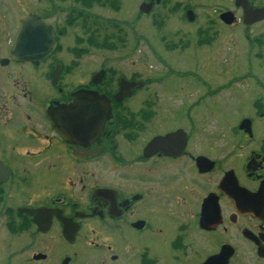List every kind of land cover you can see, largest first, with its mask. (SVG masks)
Masks as SVG:
<instances>
[{"label": "flooded vegetation", "instance_id": "obj_1", "mask_svg": "<svg viewBox=\"0 0 264 264\" xmlns=\"http://www.w3.org/2000/svg\"><path fill=\"white\" fill-rule=\"evenodd\" d=\"M1 212L76 264H264V0H0Z\"/></svg>", "mask_w": 264, "mask_h": 264}, {"label": "rangeland", "instance_id": "obj_2", "mask_svg": "<svg viewBox=\"0 0 264 264\" xmlns=\"http://www.w3.org/2000/svg\"><path fill=\"white\" fill-rule=\"evenodd\" d=\"M109 17L112 19H116V21H120L122 23L123 21H126L125 23V30L128 32L134 31V24L132 21L129 20L127 16H123L122 14L117 16H113V12L109 11ZM148 21V18L144 19V22L146 23ZM151 28L147 26V31H150ZM149 36V35H148ZM129 38V34H128ZM150 38V36H149ZM154 42L157 40L155 38ZM130 46V43L127 42V46ZM142 52L140 53V57L142 61L151 60L154 61L158 58L155 57V54L152 53L148 48V45L145 43H142ZM126 53V55H125ZM125 53L121 50V52H113L111 55L114 57V59H117L118 57L126 56L125 62V72L126 74H130L132 72V66L133 63L136 61V58L133 55L127 54L128 52L125 51ZM123 55V56H119ZM156 58V59H155ZM175 58V59H174ZM173 60L174 62L171 64L172 69L174 70V75L171 73V76L163 78L162 80L165 82V84L175 86V85H181L184 81H189L187 84L192 85V77L189 78H181L177 75V73H181L184 70H186V67L188 66L186 62H190L192 60L191 54H189V57H182L181 55L174 56ZM119 61H121L119 59ZM244 59H242L241 62H243ZM121 67H124L120 65ZM184 66V68H183ZM195 66V65H193ZM153 67L157 68L160 67V65H153ZM196 67V66H195ZM154 68V69H155ZM154 69H149V73L146 71H143V78H149L152 74ZM190 72L196 73L195 68L190 66ZM159 75V74H158ZM157 75V76H158ZM193 86V85H192ZM163 87V86H162ZM173 89H177L173 88ZM145 93V92H144ZM148 93V92H146ZM234 114H231L229 111L225 113L224 116V122H231L235 121ZM215 123L212 122H206L205 126H214ZM7 206H12V204L9 202L5 204ZM4 212L0 213V264H62L64 259L66 257L72 256L71 253V247L67 246L68 244L65 243L62 240L61 232L59 229H54L51 233H49L46 236H42L38 234L36 229L30 228V230H23L19 228H15L14 226H11L10 228L7 227L6 223L3 221H6L7 216H4ZM43 234V233H42ZM44 255L46 256L45 260L35 261L33 257L35 255ZM70 264H76L75 262L71 261ZM88 264V263H87Z\"/></svg>", "mask_w": 264, "mask_h": 264}, {"label": "water", "instance_id": "obj_3", "mask_svg": "<svg viewBox=\"0 0 264 264\" xmlns=\"http://www.w3.org/2000/svg\"><path fill=\"white\" fill-rule=\"evenodd\" d=\"M24 28H26V26H25V24H24ZM24 37H25V32H23V30L20 32V34L18 35V39H17V48H18V50H16V54H18V55H20L21 54V49H22V47H23V43H24ZM35 45H38V42H36V44ZM40 55H42V53L40 54ZM31 60V59H30ZM34 60V59H33ZM154 144H155V142H154ZM29 213L32 215V216H34V218H35V222H36V224H37V226H38V231L40 232V233H43V234H46V233H48L49 232V230H50V222H48L45 226H43V225H41L40 224V222L38 221V218H39V214H40V212L39 211H33V212H31V211H29ZM64 236H65V238L69 241V243H72V234L70 233V231H68V230H65L64 231ZM46 259V256H44V255H42V254H40V255H36V256H34V260L35 261H40V260H45ZM69 262H70V259H66L64 262H63V264H69Z\"/></svg>", "mask_w": 264, "mask_h": 264}]
</instances>
